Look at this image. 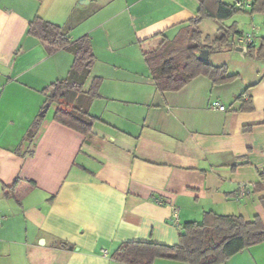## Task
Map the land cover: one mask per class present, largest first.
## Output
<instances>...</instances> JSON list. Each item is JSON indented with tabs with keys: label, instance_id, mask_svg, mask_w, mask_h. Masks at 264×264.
Returning <instances> with one entry per match:
<instances>
[{
	"label": "crops",
	"instance_id": "1",
	"mask_svg": "<svg viewBox=\"0 0 264 264\" xmlns=\"http://www.w3.org/2000/svg\"><path fill=\"white\" fill-rule=\"evenodd\" d=\"M78 1L0 0V264H119L111 255L121 243L176 245L180 226L209 212L264 224L261 194L238 196L264 166V61L241 60L236 36L219 53L235 58L222 65L236 80L213 85L198 76L160 93L143 54L174 38L197 0H97L76 14ZM80 1L88 8L93 0ZM35 16L72 40L91 38L95 62L84 89L93 78L101 84L87 137L53 120L55 104L39 115L73 56L48 54L27 33ZM240 96L251 111H239ZM223 264H264V244Z\"/></svg>",
	"mask_w": 264,
	"mask_h": 264
},
{
	"label": "trees",
	"instance_id": "2",
	"mask_svg": "<svg viewBox=\"0 0 264 264\" xmlns=\"http://www.w3.org/2000/svg\"><path fill=\"white\" fill-rule=\"evenodd\" d=\"M198 10L195 17L186 21L183 28L172 39L164 37L157 49L143 54L158 92H176L198 76L210 79L213 85H221L237 79L230 74L226 65L215 66L209 61L198 59V54L207 49L209 54L229 48V32L236 36L234 26H223L241 9L235 4L221 0H197ZM251 13L261 14L264 18V0H251ZM204 18L218 22L213 36L203 35L200 24ZM231 30V31H230ZM27 33L36 38L48 54L65 50L73 56L67 76L51 85L52 96L45 104H55L53 120L87 137L92 132L94 117L88 114V107L98 96L100 78H93L88 89L84 84L90 76L95 62L91 38L88 35L77 39L67 36L64 28L35 16L28 24ZM219 46V49L215 48ZM246 56L264 60V38L245 49ZM239 111L253 109L250 98H236ZM35 122L34 124H36ZM251 129L250 126L244 130ZM11 188L4 187L6 192ZM253 193L261 194L258 203L264 211V170L259 172V182L253 185ZM264 244V224L259 216L245 219L241 215H218L206 213L202 222H189L180 226L178 243L164 245L154 242L121 243L111 258L119 264H153L156 260H168L183 264H223L231 256L249 247ZM62 246H65L62 244ZM71 248V246H67Z\"/></svg>",
	"mask_w": 264,
	"mask_h": 264
},
{
	"label": "rangeland",
	"instance_id": "3",
	"mask_svg": "<svg viewBox=\"0 0 264 264\" xmlns=\"http://www.w3.org/2000/svg\"><path fill=\"white\" fill-rule=\"evenodd\" d=\"M221 1L227 4H234L236 0H221ZM96 2L97 0H93L92 5H90L88 8H85L81 4V1L79 0L78 8L79 10H82V12L76 11V14L77 13L85 14V13L91 12L92 10H95L96 8L99 7V4H97ZM218 26L219 24L217 21L210 19V18H204L203 21L201 22L200 30L204 34L212 35L217 32ZM223 26H228V27L234 26L235 31L239 33H251L253 37L256 39L257 44L260 42L262 38H264V18L261 14L251 13L250 6L246 7L245 9H241V11L235 14L233 17H231L228 20L223 21ZM235 37L236 35L232 31L229 32V45L227 46L229 47L230 50L233 49V44L235 43V40H234ZM215 48H217L218 50L219 46H215ZM219 53L220 52L216 51L210 54L211 58L209 62L211 64L216 63L219 65H222L226 61H228L230 65H232L231 63L235 61V58H233L232 60H227L226 53L225 54L224 53L219 54ZM235 56L237 55L235 54ZM241 60H245L246 64H248V62L260 63L264 61V60L254 59L250 56H246V59L242 57Z\"/></svg>",
	"mask_w": 264,
	"mask_h": 264
},
{
	"label": "built area",
	"instance_id": "4",
	"mask_svg": "<svg viewBox=\"0 0 264 264\" xmlns=\"http://www.w3.org/2000/svg\"><path fill=\"white\" fill-rule=\"evenodd\" d=\"M235 7L239 9H245L246 7H249L251 4V0H236L235 1ZM237 42L242 46V48L245 50L246 47L254 42V37L251 33H242L240 36H237ZM210 106L214 110L218 111H224L225 107L221 104H219L216 101H212L210 103ZM264 170V166L262 168ZM253 188V185L247 186L244 184H241L238 188V196L239 197H245L251 193V189ZM172 221L173 223L177 222V211H172Z\"/></svg>",
	"mask_w": 264,
	"mask_h": 264
},
{
	"label": "water",
	"instance_id": "5",
	"mask_svg": "<svg viewBox=\"0 0 264 264\" xmlns=\"http://www.w3.org/2000/svg\"><path fill=\"white\" fill-rule=\"evenodd\" d=\"M238 51H242V48L241 47H238L237 48ZM208 58H209V51L207 49H203L201 50V52L198 54V59L200 61H203V62H207L208 61ZM53 94V92L51 91L49 93V97H51ZM48 107V105H45V108L44 110L39 114L41 117L43 116L44 112H45V109Z\"/></svg>",
	"mask_w": 264,
	"mask_h": 264
}]
</instances>
